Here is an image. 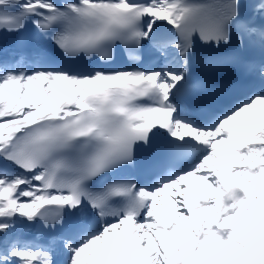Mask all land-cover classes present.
Wrapping results in <instances>:
<instances>
[{
	"label": "snow or ice",
	"instance_id": "obj_1",
	"mask_svg": "<svg viewBox=\"0 0 264 264\" xmlns=\"http://www.w3.org/2000/svg\"><path fill=\"white\" fill-rule=\"evenodd\" d=\"M0 264H264V0H0Z\"/></svg>",
	"mask_w": 264,
	"mask_h": 264
}]
</instances>
